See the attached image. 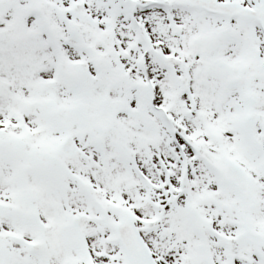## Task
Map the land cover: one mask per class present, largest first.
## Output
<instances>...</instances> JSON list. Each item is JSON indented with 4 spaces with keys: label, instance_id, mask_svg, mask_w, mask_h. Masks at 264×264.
<instances>
[{
    "label": "snow or ice",
    "instance_id": "1",
    "mask_svg": "<svg viewBox=\"0 0 264 264\" xmlns=\"http://www.w3.org/2000/svg\"><path fill=\"white\" fill-rule=\"evenodd\" d=\"M0 264H264V0H0Z\"/></svg>",
    "mask_w": 264,
    "mask_h": 264
}]
</instances>
